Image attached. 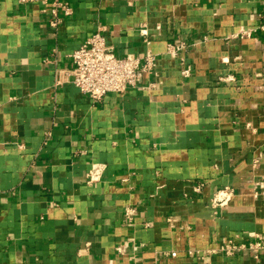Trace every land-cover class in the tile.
Segmentation results:
<instances>
[{"label":"crops","instance_id":"crops-1","mask_svg":"<svg viewBox=\"0 0 264 264\" xmlns=\"http://www.w3.org/2000/svg\"><path fill=\"white\" fill-rule=\"evenodd\" d=\"M62 1L55 28L54 0H0V264H203L188 251L264 238V0ZM100 28L118 56L158 62L94 102L71 55Z\"/></svg>","mask_w":264,"mask_h":264},{"label":"built area","instance_id":"built-area-1","mask_svg":"<svg viewBox=\"0 0 264 264\" xmlns=\"http://www.w3.org/2000/svg\"><path fill=\"white\" fill-rule=\"evenodd\" d=\"M36 2L38 0H19L21 5H30ZM51 15L50 25L57 28L62 21L61 17L67 18L72 15V9L65 1L54 0ZM258 17L263 19L264 8ZM104 33L105 28L98 29L71 55L73 63L71 72L72 83L82 94L88 96L94 102H100L108 94L121 95L131 89L140 87L144 78L155 75L157 70L158 59L151 51H147L143 56L127 55L120 57L115 53L114 48L107 43ZM251 34L252 31L242 30L239 36L249 38ZM183 50L184 44L178 46L170 45L168 54L172 57H177ZM181 74L184 78H188L192 74V70L190 67L183 68ZM102 171L103 169L99 166H94L88 174L87 183L92 185L98 182ZM204 188V183L197 184L195 192L201 193ZM233 194L234 192L231 188L223 189L216 194L210 207L214 209L227 204ZM134 213V209H128L126 218L131 220ZM263 250L264 238H257L249 243L223 240L217 248L207 251L205 255H202L201 251L195 250L188 251V255L189 257L197 258L200 263L210 264L211 256L219 253L224 254L226 257H234L245 251L260 253ZM117 251L123 252L121 248L117 249ZM165 255L172 258H177L178 256L175 252Z\"/></svg>","mask_w":264,"mask_h":264}]
</instances>
